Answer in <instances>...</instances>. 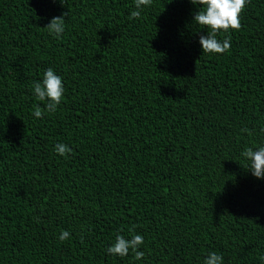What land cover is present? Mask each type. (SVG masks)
Listing matches in <instances>:
<instances>
[{"label": "trees", "instance_id": "trees-1", "mask_svg": "<svg viewBox=\"0 0 264 264\" xmlns=\"http://www.w3.org/2000/svg\"><path fill=\"white\" fill-rule=\"evenodd\" d=\"M198 7L0 0V264H262L264 178L241 152L264 143V0L224 54L202 52ZM48 68L65 91L36 118ZM133 226L144 257L108 254Z\"/></svg>", "mask_w": 264, "mask_h": 264}, {"label": "clouds", "instance_id": "clouds-1", "mask_svg": "<svg viewBox=\"0 0 264 264\" xmlns=\"http://www.w3.org/2000/svg\"><path fill=\"white\" fill-rule=\"evenodd\" d=\"M153 0H134V8L130 13V18L139 19L144 7L150 6ZM193 5H198V10L193 15L196 25L202 29H207L206 35L199 37V44L203 53L224 54L230 50L231 36L218 38L219 33H228L229 31H239L241 28L240 15L245 9L249 0H190ZM64 15L53 17L44 27L49 34L57 39L65 31ZM33 94L37 101L43 102V108L34 105L33 115L36 118H43L45 112L51 114L57 110L64 94L62 78L55 74L52 68L43 72L41 81H34L32 86ZM243 131L247 132V129ZM60 156H65L71 152V149L63 144L57 143L54 149ZM241 156L245 160V168L257 179L264 178V143L253 147H246ZM135 226L129 230L130 238L122 235H116L114 242L106 251L114 256H126L131 250L134 253V259L140 260L144 257V252L138 249L144 243L143 236L134 234ZM70 233L61 230L58 239L63 242L68 239ZM264 264V255L259 257ZM202 264H223L222 255L216 252H209L203 259Z\"/></svg>", "mask_w": 264, "mask_h": 264}]
</instances>
